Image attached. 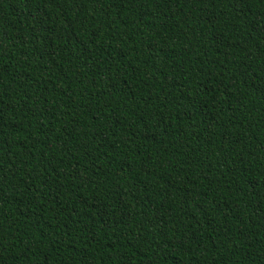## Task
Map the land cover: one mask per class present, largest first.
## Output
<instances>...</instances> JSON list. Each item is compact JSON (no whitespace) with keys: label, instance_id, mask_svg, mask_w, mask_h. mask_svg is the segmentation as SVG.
Wrapping results in <instances>:
<instances>
[{"label":"trees","instance_id":"1","mask_svg":"<svg viewBox=\"0 0 264 264\" xmlns=\"http://www.w3.org/2000/svg\"><path fill=\"white\" fill-rule=\"evenodd\" d=\"M0 264H264V0H0Z\"/></svg>","mask_w":264,"mask_h":264}]
</instances>
